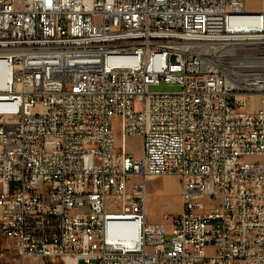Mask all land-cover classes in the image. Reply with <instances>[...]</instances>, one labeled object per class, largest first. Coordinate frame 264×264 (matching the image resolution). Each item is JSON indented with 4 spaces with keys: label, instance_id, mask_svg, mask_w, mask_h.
I'll list each match as a JSON object with an SVG mask.
<instances>
[{
    "label": "built area",
    "instance_id": "built-area-1",
    "mask_svg": "<svg viewBox=\"0 0 264 264\" xmlns=\"http://www.w3.org/2000/svg\"><path fill=\"white\" fill-rule=\"evenodd\" d=\"M0 66L17 257L264 264V0H0ZM162 175L181 188L168 241L147 213Z\"/></svg>",
    "mask_w": 264,
    "mask_h": 264
},
{
    "label": "rangeland",
    "instance_id": "rangeland-1",
    "mask_svg": "<svg viewBox=\"0 0 264 264\" xmlns=\"http://www.w3.org/2000/svg\"><path fill=\"white\" fill-rule=\"evenodd\" d=\"M245 3L247 9L258 10L263 7V0H240ZM158 91L174 92L179 89L176 84L161 83L154 88ZM257 102L260 103V99L257 98ZM114 133L117 138V145H121L122 136L120 128L114 125ZM125 145L128 152L139 157L141 154V138L136 135L128 136L125 139ZM178 184L180 187L179 179L175 176L162 175L157 177H150L147 179V213L150 222L157 223L162 222L166 229V240L168 241L172 235L173 223L169 219H165L166 215L176 213L180 209V190H178ZM207 203H213L211 198L207 199ZM6 249L0 256V264H64L59 259L28 257L21 259L17 257L16 246L10 241L5 242ZM79 264H87L84 260H80Z\"/></svg>",
    "mask_w": 264,
    "mask_h": 264
},
{
    "label": "bare ground",
    "instance_id": "bare-ground-1",
    "mask_svg": "<svg viewBox=\"0 0 264 264\" xmlns=\"http://www.w3.org/2000/svg\"><path fill=\"white\" fill-rule=\"evenodd\" d=\"M0 68L3 69L2 66H0ZM6 241L10 242L8 232H6L4 229H0V256L4 253L6 249V245H7L5 244Z\"/></svg>",
    "mask_w": 264,
    "mask_h": 264
},
{
    "label": "crops",
    "instance_id": "crops-1",
    "mask_svg": "<svg viewBox=\"0 0 264 264\" xmlns=\"http://www.w3.org/2000/svg\"><path fill=\"white\" fill-rule=\"evenodd\" d=\"M176 178H177V177H176ZM178 188H179L178 190L181 191V189H180V187H179V184H178ZM179 203H180L179 205L181 206V201H180V199H179Z\"/></svg>",
    "mask_w": 264,
    "mask_h": 264
}]
</instances>
